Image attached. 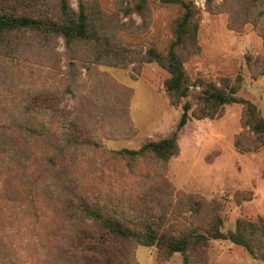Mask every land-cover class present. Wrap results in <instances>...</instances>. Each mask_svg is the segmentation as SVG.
<instances>
[{"label":"rangeland","instance_id":"1","mask_svg":"<svg viewBox=\"0 0 264 264\" xmlns=\"http://www.w3.org/2000/svg\"><path fill=\"white\" fill-rule=\"evenodd\" d=\"M185 1L197 13L198 48L177 50L190 85L180 105L172 104L165 91L169 73L147 53L167 54L183 9L161 0H146L143 6L141 0H83L93 26L108 39L95 45L108 51V62H92L95 47L85 42L70 51L60 36H7L0 41V120L8 121L14 107L29 105L39 112L40 105L56 106L68 120L87 124L81 137L92 141V148L77 152L69 178L108 213L166 215V226L181 233L198 230L201 223L189 204L207 205L202 218L215 211L226 234L240 219L264 218V144L253 148L256 137L242 122V104H227L214 118L194 112L203 109L201 97L213 83L235 89V96L254 104L264 119V44L251 23L231 29L222 8L210 11L206 0ZM68 2L77 12L78 0ZM213 2L222 6L224 0ZM184 102L191 106L189 120L178 133V155L165 166L151 155L135 160L113 154L169 137ZM55 127L54 122L50 131ZM33 147L28 159L35 163L41 156ZM62 162L71 165L68 158ZM189 196L200 198L189 202ZM50 211L22 215L12 209L0 215V264H59L55 257L66 241L63 217ZM132 246V264H183L181 254L161 259L155 246ZM197 253L191 264H264L226 240H209Z\"/></svg>","mask_w":264,"mask_h":264},{"label":"trees","instance_id":"2","mask_svg":"<svg viewBox=\"0 0 264 264\" xmlns=\"http://www.w3.org/2000/svg\"><path fill=\"white\" fill-rule=\"evenodd\" d=\"M161 1L179 5L183 14L174 24L173 41L167 54L149 51L147 59L155 61L169 73L165 91L172 104L180 105L189 96L190 85L177 50L181 47L198 48V17L191 2ZM78 2V11L74 12L68 0H0V41L19 33L43 38L60 36L70 51L76 43L85 42L95 47L90 55L92 62H108V51L102 52L95 46L97 42L108 39L101 37L100 28L93 26L83 0ZM145 3L146 0H141L140 4L143 6ZM206 3L210 11L222 8L229 14L228 26L231 29L239 30L243 24L251 23L260 32L264 44V25L261 24L264 21V0H224L222 6H216L213 0H206ZM235 93V89L226 91L209 84L201 97L203 109L194 115L214 118L221 115L225 105L242 104V122L256 137L253 144L256 149L264 144V119L254 104L236 97ZM32 107H14L8 121L0 120V215H9L12 209L22 215H39L49 208L52 214L62 216L60 229L65 233L66 241L62 242L61 254L55 257L59 264H132L134 244L155 246L161 259L181 254L183 264H191L193 255L198 254L209 240H226L242 246L264 263V218L255 221L240 219L234 231L224 234L220 230L222 221L215 211L212 215H204L203 219L201 214L207 205L194 207L189 204L190 212L200 216L201 223L196 227L198 230L185 228L177 233L172 225L166 226V215L156 219V215L108 213L105 204L101 205L81 191L76 181L69 178L76 165L77 152L92 148V141L81 137L87 124L77 119L68 120L67 115H62L54 105L50 108L37 106L39 112H34ZM190 109L189 102L182 104L176 130L169 137L147 141L138 150L122 149L113 154L135 160L151 155L165 166L179 153L178 133L187 124ZM54 122L55 130L50 131ZM44 144L49 149H45ZM32 146L40 149L41 159L35 163L28 159ZM66 158L70 166L62 162ZM180 196L187 200L184 194ZM188 198L193 202L200 197ZM1 247L3 244L0 243V250Z\"/></svg>","mask_w":264,"mask_h":264}]
</instances>
